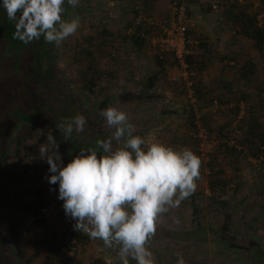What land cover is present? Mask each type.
<instances>
[{"label": "rangeland", "instance_id": "374dc122", "mask_svg": "<svg viewBox=\"0 0 264 264\" xmlns=\"http://www.w3.org/2000/svg\"><path fill=\"white\" fill-rule=\"evenodd\" d=\"M174 1L155 0L142 16L167 22ZM178 2L191 22V67L181 68L169 56L159 67L147 40L139 50L133 46L126 34L133 26L132 0H79L75 8L67 5L62 18L78 17L80 27L59 47L47 44L53 78L43 76L42 80L63 108L69 99L74 101L72 113L83 115L87 130L97 131L102 140L114 131L97 110L98 103L108 97L129 115L135 135L177 150L189 148L201 159L196 191L177 208L161 214L156 234L149 241L157 264H176L178 255L186 264H257L260 261L255 259V252L264 250V214L260 209L264 204V161L257 165L252 161L264 145L258 147L245 132L247 122L256 123V129L264 131V92L258 89H264V56L237 33L236 24L241 14H256L261 25L264 0ZM103 32L107 36H102ZM153 33L149 30L145 38ZM87 37L94 38L90 50L94 70L100 74L93 84V94L84 89L80 73L90 62L83 56ZM200 44L206 45L207 51ZM249 60L256 65L258 79L245 87L237 70ZM31 61L23 63L25 71L19 75L23 83L18 91L32 103L37 98L40 103L36 102L42 104L41 96L46 99L50 92L44 95L39 90L40 66L33 67ZM154 74L156 85L149 92L160 96L147 99L143 85ZM226 82L237 94L227 96L222 88ZM190 84L197 85L200 95L193 93ZM238 94L245 98L236 100ZM123 95L131 99L126 101ZM214 100L217 108L213 107ZM0 104L7 102L2 100ZM189 108L196 113L193 122L186 117ZM31 110V114L41 111L40 107ZM52 132L50 123L42 121L32 126L14 125L9 136L22 140L18 150L16 141L0 136V149L5 153L0 158V264H120L118 249L105 247L102 240L82 233L83 238L76 241L72 234H66L67 227L74 230V223L66 217L63 201L58 199V185L49 184V165L39 153L40 146L52 149L47 140ZM56 143L66 165L72 158ZM113 147H117L115 141ZM68 151H73V145ZM212 182L217 186L213 192L209 189ZM36 204L43 206L42 217L35 214ZM193 210H197V221H193ZM226 216L231 220L233 240L230 235L215 233ZM54 246H59L60 252L56 253ZM130 264L135 261L130 260Z\"/></svg>", "mask_w": 264, "mask_h": 264}, {"label": "clouds", "instance_id": "9594fccd", "mask_svg": "<svg viewBox=\"0 0 264 264\" xmlns=\"http://www.w3.org/2000/svg\"><path fill=\"white\" fill-rule=\"evenodd\" d=\"M78 4L79 0H0L7 18L15 22L13 39L29 44L42 38L57 47L80 27L78 17L62 18L65 5ZM101 115L114 129L112 135L97 140L96 149H81L66 165L56 140L47 136L53 147L40 146L39 153L49 165L48 182L58 185V199L66 217L75 221V231L118 249L120 264L130 260L157 264L149 241L161 214L196 191L201 159L189 148L148 143L134 134L129 115L116 107L102 110ZM86 125V118L77 114L58 128L67 140L74 132L84 133ZM176 264H186L183 256H177Z\"/></svg>", "mask_w": 264, "mask_h": 264}, {"label": "trees", "instance_id": "16d2710c", "mask_svg": "<svg viewBox=\"0 0 264 264\" xmlns=\"http://www.w3.org/2000/svg\"><path fill=\"white\" fill-rule=\"evenodd\" d=\"M134 2V8L132 9L133 13V26L130 33L126 31L127 37L132 42L133 46L139 50L143 46V44L146 41L145 36L149 35L148 31L150 30L152 32V28H149L145 24H140L136 26L134 24L135 18L142 13H146L150 8L153 7L155 0H132ZM179 0L174 1L173 3L180 4L178 2ZM65 9L67 11V5H65ZM65 11V13H66ZM256 14H253L252 16H246L245 14H241L240 17L237 19V29L238 34L240 33L244 38L251 41L254 46L257 48L258 52L264 56V21L261 25L257 24L256 21ZM239 25V26H238ZM15 31V22L10 21L7 18L5 10L0 7V102L2 100L6 101L7 104L2 106L0 104V108H4L5 112H3L0 109V136L3 138L10 139V141L14 140L16 141V145L19 147L22 146V140L18 137L15 139L10 138L9 133L13 130L14 125H35L38 123V121H42L44 123H50V125L53 127V132L51 135L53 138L58 141V143L63 147V149L66 152V155L70 158H73L76 156L81 149H96V141L102 140V137L97 131H88V123L86 125L85 131L82 134H76L75 132L73 135L65 139L63 133L59 130L58 126L61 125L65 120L71 119L77 115V112L72 113V108L75 106V102L70 100L67 102L66 106L63 108L58 103L60 99L54 98L51 96V92L48 93L45 87V84L42 80V77L48 76L50 80H52L53 76L51 74V64L50 59L52 58V54L47 50V43L43 41L41 38V44H36L35 41L24 44L20 42L17 39H13V33ZM186 39L188 40L190 36L189 28L186 30ZM102 36H107V32H103ZM94 38L87 37L84 41L86 44L85 49L83 51V56L85 58H89L90 62L88 65L81 70V75L83 76L84 80V89L90 93L93 94V84L97 80V77L100 76L94 69V61L95 59L92 57V52L90 50L91 43ZM189 43V42H188ZM201 45V44H200ZM202 46V45H201ZM205 51H207L206 45L202 46ZM187 50H188V44H187ZM167 57V56H166ZM170 57V56H169ZM165 58V57H164ZM159 59L157 55H155V61L156 64L159 67H163L165 59ZM194 55L188 54L184 58V62L186 65L192 66V62ZM32 60V61H31ZM26 61H31L33 63V67H39V77L37 78L39 80L38 88L42 90L44 95H47V98L45 99L44 96H41L40 100H44L42 104H39L40 102L35 99V103H32L30 101V98L27 96H21L19 93L20 86L23 83V80L21 78V75L25 69L23 63ZM175 61V60H174ZM176 62V61H175ZM177 63V62H176ZM32 69L29 70L31 72ZM238 77L239 81L242 82L243 86H247L251 82L257 81L258 77V70L256 68V65L251 61H245L242 63L238 70ZM18 76V77H16ZM154 85H156V75L150 76L146 79L144 85H143V96H145L147 99L150 98H157L160 95L159 94H153L149 92L153 89ZM35 87V85H34ZM190 87L195 94L200 95L199 88L197 85L190 84ZM230 84L226 82L222 88L225 89L227 92V96H234L237 94L236 91L230 90ZM260 89V92H264V89ZM239 98L236 97V100H240L245 98V96H242V94H238ZM122 98L124 100L131 99V96L129 95H123ZM117 101L111 100L108 97H104L102 101H100L97 105L98 113L101 114L102 110L108 108V107H117ZM40 107L41 111H36V114H31V108H37ZM72 113V114H71ZM186 117H189L192 122L194 119H196V113L189 108L188 113L186 114ZM194 128V125L191 124ZM257 124L253 123L250 124V122L246 123V136H248V139H255V142L257 143L258 147L259 145H264V131L259 132L257 129ZM12 139V140H11ZM70 145H73V151L69 152L68 147ZM260 148V147H259ZM98 152H101L102 150L97 149ZM5 153L0 149V158H4ZM264 163V162H263ZM262 163V164H263ZM217 183H222L221 180H216ZM222 185H224L222 183ZM217 186L212 182L209 184V189H211V192H213ZM263 191L261 193H264V188H262ZM263 195V194H261ZM214 198V194L212 196V199ZM214 200V199H213ZM192 201V200H191ZM193 202V201H192ZM196 209V208H194ZM261 212L264 214V204L260 207ZM35 214L38 216L43 215L42 210L43 206L41 204H36L35 206ZM193 221H197L198 219V213L197 210H193ZM42 217V216H41ZM226 219L222 222L221 228L219 231H216L215 233H218L220 236H231L234 239V235L231 234L230 230V223L231 220H229V217H225ZM73 221V220H72ZM67 225L69 222H66ZM75 223V221H73ZM71 227H67V235L72 234L73 238H75L76 241L83 238L82 232H77L75 230L71 231ZM201 231L202 229H198ZM70 231V232H69ZM203 231V230H202ZM66 235V236H67ZM231 240V241H232ZM230 247H233L234 244L230 242ZM55 251L60 252L59 246H54ZM256 256L255 259L258 258L260 262H257V264H260L261 262L264 263V250L260 249L255 252Z\"/></svg>", "mask_w": 264, "mask_h": 264}, {"label": "built area", "instance_id": "2783aa9c", "mask_svg": "<svg viewBox=\"0 0 264 264\" xmlns=\"http://www.w3.org/2000/svg\"><path fill=\"white\" fill-rule=\"evenodd\" d=\"M169 21H156L152 18H147L139 14L134 24L136 26L145 24L154 30L151 36H148L149 47L154 51L159 59L165 56H170L175 60L181 68H186L184 58L189 54L187 50L188 40L186 39V30L189 27V20L185 15V8L182 4L174 3L170 8ZM132 30V29H131ZM129 29L128 33L131 32ZM213 107L217 108V101H213ZM239 149V148H238ZM258 158H255L252 163L257 165L264 161V147L259 149ZM203 159V155H201Z\"/></svg>", "mask_w": 264, "mask_h": 264}, {"label": "bare ground", "instance_id": "6f19581e", "mask_svg": "<svg viewBox=\"0 0 264 264\" xmlns=\"http://www.w3.org/2000/svg\"><path fill=\"white\" fill-rule=\"evenodd\" d=\"M57 239V238H56Z\"/></svg>", "mask_w": 264, "mask_h": 264}]
</instances>
